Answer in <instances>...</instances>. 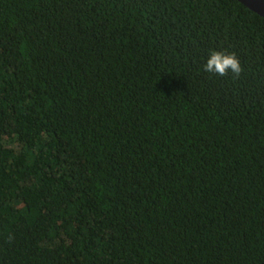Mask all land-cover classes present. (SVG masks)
Masks as SVG:
<instances>
[{"label":"trees","instance_id":"16d2710c","mask_svg":"<svg viewBox=\"0 0 264 264\" xmlns=\"http://www.w3.org/2000/svg\"><path fill=\"white\" fill-rule=\"evenodd\" d=\"M0 264H264V19L0 0Z\"/></svg>","mask_w":264,"mask_h":264},{"label":"clouds","instance_id":"9594fccd","mask_svg":"<svg viewBox=\"0 0 264 264\" xmlns=\"http://www.w3.org/2000/svg\"><path fill=\"white\" fill-rule=\"evenodd\" d=\"M245 69L235 52H221L212 50L203 65V72L212 76L229 77L231 74L232 79H239L244 73ZM14 239L11 235L8 241Z\"/></svg>","mask_w":264,"mask_h":264},{"label":"water","instance_id":"95a60500","mask_svg":"<svg viewBox=\"0 0 264 264\" xmlns=\"http://www.w3.org/2000/svg\"><path fill=\"white\" fill-rule=\"evenodd\" d=\"M252 13L264 19V0H235Z\"/></svg>","mask_w":264,"mask_h":264}]
</instances>
